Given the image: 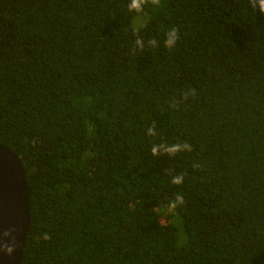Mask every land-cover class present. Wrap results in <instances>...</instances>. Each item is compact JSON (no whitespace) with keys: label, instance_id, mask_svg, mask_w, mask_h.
<instances>
[{"label":"trees","instance_id":"trees-1","mask_svg":"<svg viewBox=\"0 0 264 264\" xmlns=\"http://www.w3.org/2000/svg\"><path fill=\"white\" fill-rule=\"evenodd\" d=\"M129 3L0 0V145L30 187L21 264H264V13Z\"/></svg>","mask_w":264,"mask_h":264},{"label":"water","instance_id":"water-1","mask_svg":"<svg viewBox=\"0 0 264 264\" xmlns=\"http://www.w3.org/2000/svg\"><path fill=\"white\" fill-rule=\"evenodd\" d=\"M29 196L22 161L11 148L0 145V264H21L32 224Z\"/></svg>","mask_w":264,"mask_h":264},{"label":"clouds","instance_id":"clouds-1","mask_svg":"<svg viewBox=\"0 0 264 264\" xmlns=\"http://www.w3.org/2000/svg\"><path fill=\"white\" fill-rule=\"evenodd\" d=\"M149 3V0H130V3L128 4V9L129 11H135V12H143L144 10V5ZM151 3L154 5H159L160 0H151ZM251 6L254 9H258L259 12L264 13V0H250ZM179 40V33H178V29L176 28H172L170 31H168L165 39H164V47L171 49L173 48L177 41ZM136 45L139 47H143V41L140 38H137L135 41ZM148 43L152 46H155L157 44L156 40H150L148 41ZM191 95H195L194 90L191 92ZM154 125L152 128H150L148 130V135L150 136H154L155 135V131H154ZM161 149H163V152L170 155V156H174L176 155L178 152L182 151V150H187V151H191V145L188 144L187 142H185L183 145L181 144H173V145H164V144H160V145H156L154 144L152 147V154L154 156L156 155H160L161 154ZM184 180V175L183 174H177V175H173L172 176V184L174 185H179L182 184ZM184 202V197L182 195L177 194L173 200H171L170 206L175 208L177 205H180ZM5 236L8 235V233L4 234ZM4 247L7 248L8 251H11V247H8L7 245H5Z\"/></svg>","mask_w":264,"mask_h":264},{"label":"rangeland","instance_id":"rangeland-1","mask_svg":"<svg viewBox=\"0 0 264 264\" xmlns=\"http://www.w3.org/2000/svg\"><path fill=\"white\" fill-rule=\"evenodd\" d=\"M183 240H184V238L181 236V234L178 232V243L180 244V245H183ZM187 242V240H184V243H186Z\"/></svg>","mask_w":264,"mask_h":264},{"label":"bare ground","instance_id":"bare-ground-1","mask_svg":"<svg viewBox=\"0 0 264 264\" xmlns=\"http://www.w3.org/2000/svg\"><path fill=\"white\" fill-rule=\"evenodd\" d=\"M30 201V200H29Z\"/></svg>","mask_w":264,"mask_h":264}]
</instances>
